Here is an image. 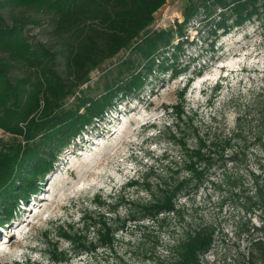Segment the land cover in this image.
Masks as SVG:
<instances>
[{
  "label": "trees",
  "instance_id": "16d2710c",
  "mask_svg": "<svg viewBox=\"0 0 264 264\" xmlns=\"http://www.w3.org/2000/svg\"><path fill=\"white\" fill-rule=\"evenodd\" d=\"M166 1L0 0V128L10 135L9 140L0 137V225L10 223L20 203H27L40 191L59 152L84 129L103 121L124 99L140 96L154 74L169 72L176 78L205 54L215 52L220 34L249 21L264 23V0H188L182 19H176L169 28L150 29L154 13ZM7 7L51 15L55 33L64 40L61 48L53 51L31 39L26 26L35 23L33 18L22 15L8 23L1 11ZM192 23L198 24V32L207 31L215 39L207 48L201 45L202 52L188 55L184 62L181 56L186 54L185 49L196 43L188 33ZM123 50L129 52L128 56L118 62L115 73L105 78L100 94L90 95L81 88L90 82L94 69ZM58 55L64 58L66 76L56 69ZM201 67L195 68L198 76L203 73ZM193 79L189 78L178 92L176 103L165 105L174 116L165 128L171 129L169 141L179 148V165L155 184L149 182L150 169L142 167L117 192L106 197L96 194L95 211L86 209L81 225L56 226L57 237L69 241L73 251L114 249L119 228L101 211L114 213L120 207L128 211L123 225L148 221L161 226L171 215L184 223L180 238L167 245V254L147 256L156 264H202L204 255L212 250L217 229L187 221L181 200L197 196L224 178L235 185L237 179L224 176V172L223 179H217V170L238 159L235 148L239 144L259 143L264 124H253L256 118L249 117L246 110L237 116L235 128L227 132L197 123L196 112L186 110L185 95ZM219 88L217 84L214 90ZM249 175L255 189L247 210L261 209L264 180L255 172ZM130 189H142L148 198L131 200L125 196ZM89 231L95 238L88 235ZM244 231L252 236L251 245L264 247V240L253 237L255 232L264 231V220L262 225ZM50 254L53 262L68 259L57 242ZM16 264H32V257Z\"/></svg>",
  "mask_w": 264,
  "mask_h": 264
},
{
  "label": "rangeland",
  "instance_id": "374dc122",
  "mask_svg": "<svg viewBox=\"0 0 264 264\" xmlns=\"http://www.w3.org/2000/svg\"><path fill=\"white\" fill-rule=\"evenodd\" d=\"M187 2L167 0L154 13L149 28L172 26L176 19H182ZM1 11L8 23L22 15L35 19V23L26 26L31 39L53 51L61 48L64 40L55 33L51 15L22 7ZM198 28L195 23L189 27L190 40L196 43L185 49L186 54L181 56L184 62L188 55L201 53V45L207 48L215 39L207 31L198 32ZM128 54L123 50L107 59L91 72L90 82L81 88L90 95L100 94L105 78L115 73L118 62ZM56 62V69L66 76L64 58L58 55ZM200 67L203 73L198 76L195 68ZM189 78L194 79L185 95L186 110L196 112L197 123L211 125L213 131L227 132L235 128L237 116L246 110L249 117L256 118L251 121L253 124H259L258 121L264 124V23L249 21L220 34L215 52L205 54L176 78L170 77L169 72L154 74L140 96L124 99L103 121L84 129L59 152L54 169L40 191L31 195L27 203H20L10 223L0 225V264L23 263L28 255L32 256V264H156L147 256L167 254V245L180 238L185 229L184 223L174 215L161 226L148 221L123 225L121 221L128 216L125 207L114 213L103 209L102 214L119 228L117 242L114 249L100 248L95 252L73 251L69 241L57 237L56 226L81 225L83 212L95 211L96 194L106 197L117 192L142 167L150 169L149 182L155 184L160 176L179 165V148L169 141L171 129L165 128L174 116L165 105L177 102V94ZM217 84L220 88L214 90ZM0 137L10 139L1 128ZM235 149L239 151L238 159L228 161L225 168L217 170L216 177L223 179L224 172V176L237 179L235 185L224 178L197 196L181 200L187 221L194 226L213 225L217 229L216 243L204 255L202 264H264V247L251 245L252 236L244 231L262 225L264 220V205L261 209L247 210L251 206L249 196L255 189L249 174L255 172L264 180V133L259 143L250 141ZM163 155L167 157L160 159ZM125 196L144 201L148 193L130 189ZM88 235L95 238L93 231ZM253 237L264 240V231L255 232ZM54 242L59 250H66L67 260L61 263L51 260Z\"/></svg>",
  "mask_w": 264,
  "mask_h": 264
},
{
  "label": "clouds",
  "instance_id": "9594fccd",
  "mask_svg": "<svg viewBox=\"0 0 264 264\" xmlns=\"http://www.w3.org/2000/svg\"><path fill=\"white\" fill-rule=\"evenodd\" d=\"M28 257H32V256L28 255Z\"/></svg>",
  "mask_w": 264,
  "mask_h": 264
}]
</instances>
